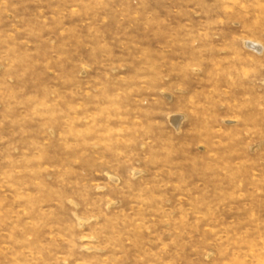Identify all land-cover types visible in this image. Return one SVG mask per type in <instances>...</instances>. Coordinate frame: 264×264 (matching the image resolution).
Here are the masks:
<instances>
[{"label":"rangeland","instance_id":"obj_1","mask_svg":"<svg viewBox=\"0 0 264 264\" xmlns=\"http://www.w3.org/2000/svg\"><path fill=\"white\" fill-rule=\"evenodd\" d=\"M0 264H264V0H0Z\"/></svg>","mask_w":264,"mask_h":264}]
</instances>
